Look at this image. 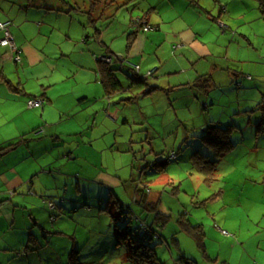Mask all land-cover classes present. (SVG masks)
I'll return each mask as SVG.
<instances>
[{
  "label": "rangeland",
  "instance_id": "1",
  "mask_svg": "<svg viewBox=\"0 0 264 264\" xmlns=\"http://www.w3.org/2000/svg\"><path fill=\"white\" fill-rule=\"evenodd\" d=\"M103 1L106 7L95 13L90 12L88 0L49 4L75 10L71 18L61 16L80 22L86 35H92L93 29L104 36L121 37L124 32L111 46L115 54L125 52L126 36L135 29L131 22L147 21L155 29L124 55L139 64L141 74L153 73L148 78L151 84L177 87L170 103L161 91L131 102V92L126 90L110 96L106 112L89 102L79 112H63L62 101L46 110L45 118L54 123L51 131L61 134L62 147L71 140L77 151L72 162L61 157L53 174H43L42 179L38 175L34 188H27L32 181L22 187L21 202L11 209L23 224L11 228L5 218L1 221L0 264H68L74 237L83 243L75 248L79 264H149L136 261L131 245H118L114 236L124 231L131 234L130 227L136 229L142 220L151 222L159 234L147 240L159 261L156 264H177L180 254L193 264H264V127L260 126L264 0ZM91 20L95 24L90 25ZM194 84L199 90L193 89ZM204 87L209 91L196 95V107L191 105L189 93L200 94ZM200 101L208 108L201 110ZM73 103L68 99L66 104ZM209 119L236 128L225 131L228 138L216 135L222 143L232 142L225 154H218L220 146L209 152L193 138ZM1 121L0 117V126ZM12 125L0 128V143L6 142ZM74 132L79 135L66 136ZM43 133L44 129L40 136ZM46 145H39L41 165L51 161L47 158L50 142L43 151ZM59 151L62 154L65 148ZM170 151L177 153L175 160H168ZM195 152L203 158H191ZM22 153L0 155V173L10 166L12 154L15 158ZM158 153V161L166 163L164 171L143 169ZM111 180L116 182L111 185L113 191L105 185ZM56 190H60L56 200L63 197L65 204L61 212L51 214L42 199ZM122 204L129 208L131 221L122 217L126 209ZM24 224L38 232L37 244L27 242L33 234H23L29 246L25 253L24 245L16 241L28 230ZM7 244H15L21 252L5 251Z\"/></svg>",
  "mask_w": 264,
  "mask_h": 264
},
{
  "label": "crops",
  "instance_id": "2",
  "mask_svg": "<svg viewBox=\"0 0 264 264\" xmlns=\"http://www.w3.org/2000/svg\"><path fill=\"white\" fill-rule=\"evenodd\" d=\"M0 1H2L0 22L7 21L10 23V31L21 58L19 64H14L9 50L0 46V111H8L5 113L0 112V117L4 122L1 121L0 128L3 129L13 124L11 130L6 133V139H4L6 142L0 143V148L7 142H16L18 136L21 135V141L15 148L2 151L3 154L0 152V155L23 150L19 157L16 155L13 158L12 154L10 166L3 173H0V225L4 224L1 221L5 218L12 228L17 223L23 224L16 221V211L11 209L14 208L13 205H19L16 203L21 202L19 195L22 187L32 181V184L27 185V188H34L38 175H41L40 178L42 179L43 174H53L55 169L59 170L61 157L70 158L68 160L72 162V153L77 151L72 147L74 142L71 140L69 142L65 141L66 147H62L61 139H59L61 134L51 131L54 123L45 118L46 110H53L60 101L64 102V109H61L63 112H79L77 109L83 106L82 104L85 102L97 106V110L105 109L106 112L110 109L109 99L106 100V97H104L96 73V61L95 64H93V61L96 55L108 54L112 50L111 46H113L114 41L123 38L124 34L122 33L121 37H116L113 34L104 36L103 31H101L97 37L103 44L92 43L89 39L83 41L87 37L85 28L81 27L80 22L77 20L71 21L68 19L72 17L71 12L74 13L75 10L60 6L50 7L49 4V2L67 4L70 0L68 2L66 0H11L8 3H6L7 0ZM91 1L94 0H88L90 6ZM95 2V7L98 9H102L106 4L103 0H95ZM10 3L12 8L6 9ZM61 15H66L68 18ZM77 31H79V35L72 34ZM111 36H113L112 39L109 38ZM139 40V37L136 38L135 43ZM105 45H108L109 49L105 48ZM31 96L44 99L41 108L28 109L26 107L25 101ZM68 99L74 101L70 106L66 104ZM111 118L113 119V115ZM43 121L48 123L50 128ZM41 126L44 129L45 136H40L41 133L38 136H32L31 132ZM2 129H0V134ZM76 135L79 134L74 132L66 136L74 138ZM48 142H50L51 151H47L50 152L47 158L51 161L46 165H41L39 145L47 143L43 148L44 151L47 150ZM59 148H65V151L61 154ZM18 166L21 167V171L17 169ZM114 184L116 182L112 180L105 183L108 186L107 188H110L109 191L112 190L111 185ZM37 191L42 190L37 189ZM59 191H52L42 199L43 202H47L51 214L55 210L61 212V204H65L61 201L63 197L56 200ZM117 202L119 201L116 200L115 203ZM50 203L52 208L49 206ZM24 225L28 226L29 224ZM26 228L28 230L21 233L22 235L16 240L17 243L22 245L25 243L26 238L23 234H33L32 242L31 240L30 242L31 244H37L38 236L36 234L38 232L32 230L31 226ZM74 239L73 249L83 244L78 243L75 237ZM41 246L43 248L42 242ZM3 248L4 250L20 251V247L18 248L15 244H7ZM188 263L193 264L191 261H188Z\"/></svg>",
  "mask_w": 264,
  "mask_h": 264
},
{
  "label": "trees",
  "instance_id": "3",
  "mask_svg": "<svg viewBox=\"0 0 264 264\" xmlns=\"http://www.w3.org/2000/svg\"><path fill=\"white\" fill-rule=\"evenodd\" d=\"M42 1V0H41ZM95 0L91 1V10L90 12H100L102 9H98L97 7H95ZM104 7H106V4L104 5ZM103 7V8H104ZM99 10V11H98ZM89 18H92L91 15H89ZM7 22V21H6ZM4 22V23H6ZM9 25V30H10V23L7 22ZM95 24V20H91L90 21V25L91 24ZM131 25L134 26V30L130 31L127 36H126V49L125 52L122 53H117L115 54L112 50L110 52H108V54H100V55H96L94 56V60L96 61V73L99 77V81L101 84V87L103 89L104 92V97H106V99H109L110 96L113 95H117L119 93H123L124 91H130L131 92V96H132V101L134 102L135 99L137 98H144L147 97L151 94H153L155 91H161L164 95V97H166V101L167 102H171V100H169V97L174 93L175 89L177 86L174 87H159L157 85H153L149 82V77L153 75V73L151 71H148L147 74H141L140 73V67L139 64L136 62H132L129 61V59L124 55H128V51L132 49V46L135 43L136 38L139 37V39H142V36L145 33H148L150 30H154L155 27L153 25H150L149 23H147V21H143V19L131 22ZM101 31H98L96 29H93V34L89 35L87 34V37L84 38L83 41H86L87 39L91 40L92 43H98V44H103L102 41H100V39L97 37L99 36ZM11 33V31H10ZM124 34V32H123ZM12 35V34H11ZM89 35V36H88ZM1 37V34H0ZM113 36L109 37L110 39H112ZM147 37V35L145 36ZM144 37V39H145ZM99 39V40H98ZM147 39V38H146ZM144 43V42H143ZM17 48V47H16ZM105 48L109 49L108 45H105ZM7 49V48H6ZM19 50L17 48V51L12 53V57L11 60L14 64H19L21 58L19 55ZM18 56L19 57V61L15 60V57ZM248 79H250L249 77H247ZM197 84H194L192 87L193 89H197L196 86ZM208 85V84H207ZM186 87V86H185ZM173 90V93H172ZM199 90V89H197ZM191 91L189 93V97L192 100L191 105H194V99H196V95H204L205 91H209V88H202L200 89V94L199 91ZM34 99H38L42 102H44V99L42 97H35V96H31L29 97V99H27L26 101V107L27 103L29 100H34ZM123 100H130V98H124ZM208 100V99H207ZM199 106L201 110H205L208 108V104L204 101L202 103V101L199 102ZM42 104L40 105V108L42 106ZM261 105H264V101L261 103ZM196 107V106H195ZM28 109H34V108H28ZM264 110V108H262ZM260 126L264 127V117L260 119ZM185 126V124H184ZM183 126V127H184ZM228 127V126H227ZM228 128H231L233 131L236 129L234 126H229ZM226 127L221 126V124L215 121H212L209 119V122L204 125L201 129H199L197 131V133H195L193 135V138H197L199 143H203L205 144L203 147L208 150L209 152H211V150H215L216 148L221 149V151H219V155L225 154L231 146H232V142L231 140L227 139V141H224L222 143L221 140H218L216 135H222L223 137L228 138V136H226L227 133H225V131L228 129ZM43 132V127H39L35 130H33L31 132L32 136H38V134H42ZM199 135V136H198ZM209 136V138L207 139V137ZM21 141V139H20ZM19 142H7L5 144H3L2 148H0V152L2 151H8L11 150L13 148H15L19 143ZM160 153L155 154L154 157V161L145 165L143 167L144 168H148V167H152L155 169V172H161L164 171V168L166 166V163H163L162 161H158ZM214 154V151H213ZM177 153L174 151H170V153L168 154V160L169 159H176ZM203 158L201 153L195 152L191 155V158ZM139 179L140 176H139ZM140 181V180H139ZM138 181V182H139ZM147 186V185H145ZM149 190V189H148ZM139 190H136L135 192H138ZM138 193L144 194L143 190H140ZM139 196V195H138ZM135 199V198H134ZM137 200V199H136ZM140 202L143 203L146 207V203L140 199ZM119 203V202H117ZM121 204V203H120ZM120 204L118 205L117 209H120L121 206ZM123 208L125 207L126 209H124V211H121V215L123 218L131 221V213L128 207H126V205L122 204ZM84 208V206H83ZM121 210V209H120ZM53 216V215H51ZM53 217H50V219ZM151 223V222H150ZM150 223H147L146 220H142V221H138L137 222V228L136 229H132L133 227H130V232H132L131 234H129L128 232L124 231L120 234H115V238H118V242L116 240V243L119 245L121 243H129L131 245V253H132V257L135 258L136 261H141V262H145V263H149V264H156L157 262L159 263V261L157 260V257L155 256V253L153 251V248L147 244V240H151V238H157L159 236V234H156V231L154 230V227L151 226ZM141 224H143V226H141ZM117 228V227H116ZM138 229V230H137ZM139 229L142 231V234H135L133 233L134 230L135 232H139ZM115 232H119V229L117 228L115 230ZM198 239V243L200 244V237L199 235L197 236ZM31 239H28L27 241L30 242ZM27 242H25L23 245V249L22 252L25 253L26 250H28V244H26ZM26 244V245H25ZM8 251V250H5ZM16 252H18V250H15ZM14 251V252H15ZM12 252V251H9ZM21 252V251H19ZM78 251L76 249H72L70 254H68V264H79L77 262V258H78ZM131 257V258H132ZM15 258V256L13 257ZM133 258V259H134ZM189 261L188 258H186L185 256H182V254H180V257L178 258V263L179 264H187V262ZM190 264V263H188ZM192 264V263H191Z\"/></svg>",
  "mask_w": 264,
  "mask_h": 264
},
{
  "label": "built area",
  "instance_id": "4",
  "mask_svg": "<svg viewBox=\"0 0 264 264\" xmlns=\"http://www.w3.org/2000/svg\"><path fill=\"white\" fill-rule=\"evenodd\" d=\"M0 46L3 48H7L9 52L12 54L17 51L16 45L14 43L13 37L9 30L8 23L0 22ZM16 61H19V57H15ZM42 102L38 99L29 100L27 103L28 108H38Z\"/></svg>",
  "mask_w": 264,
  "mask_h": 264
}]
</instances>
